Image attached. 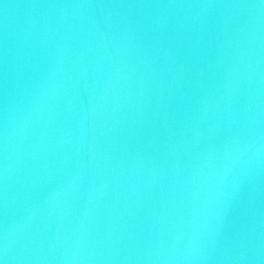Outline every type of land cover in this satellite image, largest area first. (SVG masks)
I'll use <instances>...</instances> for the list:
<instances>
[{"label": "water", "instance_id": "obj_1", "mask_svg": "<svg viewBox=\"0 0 264 264\" xmlns=\"http://www.w3.org/2000/svg\"><path fill=\"white\" fill-rule=\"evenodd\" d=\"M0 264H264V0H0Z\"/></svg>", "mask_w": 264, "mask_h": 264}]
</instances>
